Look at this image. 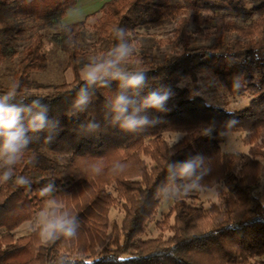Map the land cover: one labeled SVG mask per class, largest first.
I'll use <instances>...</instances> for the list:
<instances>
[{
	"label": "trees",
	"instance_id": "trees-1",
	"mask_svg": "<svg viewBox=\"0 0 264 264\" xmlns=\"http://www.w3.org/2000/svg\"><path fill=\"white\" fill-rule=\"evenodd\" d=\"M77 2L0 0V64L17 58L10 81L0 84V95L17 83L21 96L43 97L49 117L59 121L53 140H45L46 132L36 134L15 166L13 180L0 184V264H264V195L257 188L264 173V0L102 4L92 27L100 55L118 43L116 28L125 29L129 42L141 47L140 29L175 22L168 36L157 39L159 45L171 46L172 53L154 59L147 51L135 50L127 61L129 71L146 73L145 94L160 87L175 93L165 105L170 111L149 110L150 118L159 121L137 133L120 131L105 118V103L117 91L116 82L111 88L97 87L85 111L72 107L83 84L81 69L88 62L78 42L87 21L64 26L62 20ZM205 27H213L215 39L194 43ZM47 30H54L73 79L53 84L47 92H32L26 90L32 73L44 71L49 63ZM23 38L28 43L20 51ZM203 71L231 95L248 94L247 106H213L198 95L197 86L181 85L184 78L197 81ZM90 121L100 125L94 136L80 129ZM234 131L246 133L247 153L221 148L223 134ZM164 132L182 133V139L171 143ZM195 156L204 159L198 181L202 189L226 182L220 202L203 208L181 196L158 221L168 234L145 236L160 205L158 189L170 183L168 164ZM117 161L126 167L113 173ZM93 163L102 166L100 174L89 171ZM16 176L27 177L31 187L18 186ZM49 182L77 216L76 236L47 244L35 232L16 236L14 230L43 207L39 190ZM116 206L124 216L111 227L109 214Z\"/></svg>",
	"mask_w": 264,
	"mask_h": 264
},
{
	"label": "clouds",
	"instance_id": "clouds-1",
	"mask_svg": "<svg viewBox=\"0 0 264 264\" xmlns=\"http://www.w3.org/2000/svg\"><path fill=\"white\" fill-rule=\"evenodd\" d=\"M114 34L118 43L105 54L90 57L81 69L83 84L76 92L72 107L76 112L85 111L97 87L111 88L112 83L116 82L117 91L105 103V118L110 117V123L120 131L137 133L159 121V118H150L149 110L162 113L170 111L165 105L175 93L170 87H160L145 94L146 73L142 70L129 71L127 68V61L135 51L134 44L127 39L125 29L116 28ZM44 101L39 96H21L17 83L11 84L0 95V184L13 180L15 166L23 159L36 134L46 132L45 140L48 143L53 140L59 121L49 117L48 106ZM80 129L90 136L101 131L100 125L94 121L82 125ZM210 131L211 129L206 130L207 133ZM181 139L177 135L174 142L179 143ZM203 162V157L195 156L168 164L170 183L167 181L161 185L158 189L159 196L164 200L178 199L199 190L202 187L198 181L201 179ZM125 167L124 163L117 161L113 163L111 171L119 173ZM89 171L100 174L102 166L93 163L89 166ZM15 183L31 187L30 180L24 176H16ZM55 192L53 182L39 190L44 204L27 226L29 231L37 233L46 244L61 237L73 238L79 228L77 216L64 206Z\"/></svg>",
	"mask_w": 264,
	"mask_h": 264
},
{
	"label": "rangeland",
	"instance_id": "rangeland-1",
	"mask_svg": "<svg viewBox=\"0 0 264 264\" xmlns=\"http://www.w3.org/2000/svg\"><path fill=\"white\" fill-rule=\"evenodd\" d=\"M105 1L107 0H78L76 5L68 10L67 14H65L66 16L62 20V24L65 26L71 22L86 19V28L82 31L78 42L83 45L87 53V61H89L90 57L100 55L97 45L94 42L96 39V34L94 28L92 27L95 22L94 13L100 15V8ZM174 26V21H165L156 27L140 29L137 39L140 40L141 47L134 45L135 50L139 51L142 49L147 51L154 59H160L161 57L172 53L171 46L161 44L159 45L157 39L168 36ZM191 28L192 30L195 29L194 27ZM45 32V52L47 54L49 63L44 71H36L32 73L29 85L26 86V90L32 92H47L50 90V87L53 84L69 82L73 79V73L70 71L71 69L67 67L66 53L60 49L53 39L52 34L54 30H47ZM195 37L196 38L193 40L194 43H210L215 39L214 29L213 27H205L203 33L201 35H196ZM27 43L28 40L23 38L21 40L19 50L22 51ZM16 65L17 58L0 64V84H8L16 68ZM197 79V81H193L190 78H184L182 79L183 81L181 82V85L189 88H194L197 86L198 95L205 98L206 101L213 106H222L227 110L240 109L246 107L251 100V97L248 94L244 96L231 95L224 87L219 84L218 79L208 71H203V73H200ZM177 135L182 137V133L179 132H164L163 137L173 143ZM245 135L246 133L240 131L224 133L220 146L224 152L247 153L250 147L243 142V137ZM263 184L264 173L260 177L257 187L261 197L264 195ZM225 191L226 182L223 181L221 184L208 189L200 188L199 190H194L186 195V197L194 205L208 208L212 202L219 203ZM178 199L164 200L160 197L159 208L153 218L149 220L145 230V236L154 237L159 235L161 232H163V234H168L169 230L158 227V221L163 218L164 214L168 211L171 205ZM123 216L124 212L120 206L111 207L109 214L110 226L112 227L113 222L121 224ZM31 221L32 220L28 222L26 221L18 226L14 230L16 236L28 233L29 230L27 226Z\"/></svg>",
	"mask_w": 264,
	"mask_h": 264
}]
</instances>
